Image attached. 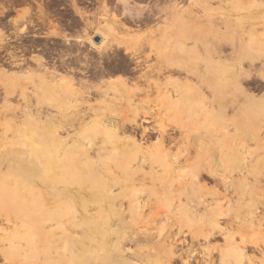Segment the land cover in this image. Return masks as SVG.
<instances>
[{"label":"rangeland","instance_id":"374dc122","mask_svg":"<svg viewBox=\"0 0 264 264\" xmlns=\"http://www.w3.org/2000/svg\"><path fill=\"white\" fill-rule=\"evenodd\" d=\"M89 1L91 10L82 13V5L78 0H65L85 19L84 35L74 36V40L69 41L73 60L76 59L78 64H72L70 67L84 71L79 64L84 62V55L93 67L87 72L90 77L80 72L75 73L76 105H82L84 109L91 107L97 112L111 105L122 117L128 119L138 112H152L159 93L172 91L173 85L168 84L166 75L161 76L156 72L159 58L155 47L146 45L143 46L145 50L141 49V58L138 55L141 70L137 71L138 74L133 70L135 64L131 63L130 57L124 53H117L118 55L113 57L111 53L105 56L93 51L86 40L91 39L101 47L103 36L99 32L100 29H108V39L119 37L113 34V31H118L121 27L137 30L138 37L145 39L149 32L160 28L208 25L209 18L213 19L221 31H225L227 25L220 27L219 24L225 21L231 29H237L239 34L252 30L249 27L250 21L246 18L248 13L255 14L256 19L259 17L264 23V0H170V3L173 1L171 8L168 0ZM27 16H30L27 9L17 11L14 20L18 24L17 29L22 27L24 19L27 20L24 22L26 28H29ZM260 25L256 27L261 28ZM233 33L228 31L226 40L221 42L233 40ZM94 36H100L101 42H95ZM247 36L250 38L245 36L240 43L264 44V33L260 36L252 32L247 33ZM226 50V53H232L231 46H226ZM239 51H236L234 56L243 52L241 48ZM27 62L33 69L37 68L34 61ZM99 62L106 68L105 74L98 80L94 78V70ZM256 64V68L251 70L247 59L243 62L242 69L252 71L251 78L248 79L239 75L237 65H232L230 80L239 77L243 82V89L247 90L250 96L264 101V81L259 77L261 63L257 61ZM46 65L52 71L54 66L47 63ZM4 67L10 70L8 66ZM57 70L71 76L69 70ZM175 78L181 80V76H176L172 81H177ZM83 80L91 81L90 87L80 86ZM157 84L161 86V90L157 89ZM26 89L25 100H18L19 103L13 100L7 104L8 109L0 118V131H5L3 133L11 140L13 148H26L31 145L30 142L35 141L40 147L47 149L51 146L50 132L53 124H48L46 117L54 111L41 100L36 102L39 91L37 88L28 85ZM25 107L28 112L32 111L31 116L35 115L34 119H29L30 114H27ZM234 107V111H242L245 108L242 103L234 104ZM17 114L23 116L21 120L24 123L20 122L22 125L18 124L20 120L14 116ZM37 115L38 120L35 119ZM155 121L158 122L145 126H169L172 122L165 117ZM90 127L76 123L73 127L67 126L69 132L64 130L59 134L63 138L66 151L74 157L75 161L70 159L73 166L79 175H83L81 186H70L67 191L65 184L58 182V172L61 169L55 170L54 159L50 158L52 153L44 159L46 175H42V165L30 158V165H34L35 169L27 170L25 176L29 180L26 184L20 187L16 184L21 194L25 192L22 213L15 222L19 226L18 235H23L24 248L15 253L16 256L11 262L5 261L7 245L0 241V264H187L186 260L190 262L188 264H245V257L254 258L255 264L261 263L262 256L256 251L255 243H264V237L249 227L251 216L247 214V204L264 205V139L257 144L247 141L244 151L249 153V173L244 175L239 169V175L235 174L229 178L231 185L227 188L209 177L203 178L202 185L209 190L213 202L216 203L214 210L207 211L205 206L196 205L192 199L187 201L184 195L181 196V191L174 194L170 190L165 194H155L152 201L145 203L141 209L131 201L129 189L126 187L117 188L111 199L97 196L98 190L94 188L89 171L85 167L87 161L81 162L79 159L87 151L94 156L100 147L104 148L107 144L102 145L98 138L89 143L82 137L81 134ZM49 129L51 130L48 132ZM167 136L169 138H166ZM25 137H28V140L24 139ZM164 137L159 136V133H152L145 147L158 148L163 145L169 148L172 154L180 156L181 132H170ZM101 153L103 164L113 163L114 154L105 149L101 150ZM29 154L33 152L30 151ZM1 161L0 153V163ZM144 171L148 173L149 167ZM13 179L17 181L16 178L0 171V192L3 186H6L4 184L12 185ZM243 182L247 186L246 190H252L251 193L242 192ZM187 195L191 197L192 193ZM198 213H206L203 221L198 218ZM9 226L14 225L12 223Z\"/></svg>","mask_w":264,"mask_h":264},{"label":"bare ground","instance_id":"6f19581e","mask_svg":"<svg viewBox=\"0 0 264 264\" xmlns=\"http://www.w3.org/2000/svg\"><path fill=\"white\" fill-rule=\"evenodd\" d=\"M168 1L171 8L174 0L171 3L170 0ZM246 18L249 19V27L252 30L242 34H239L237 29H231L225 21L219 24L220 27L227 25L225 31H221L213 19L209 18L208 25L160 28L149 32L145 39L138 37L137 30L125 27L113 31V34L119 37L108 39L110 36L108 29L105 31L100 29L99 32L103 36L101 47L100 44H94L91 39H87V43L96 53H103L105 56L111 53L116 57L117 53L122 52L130 57L131 63L135 64L133 70L136 73L141 70L138 55L141 49L145 50L143 46L149 45L158 50L159 65L156 72L161 76H167V82L173 85V90L160 91L152 112H138L131 119L122 117L111 105L105 106L98 112L91 107L84 109L82 105H76L75 73L80 72L85 75L93 68L86 55L85 58L83 57L84 62L79 63L85 70L68 67L71 76L60 73L55 66L52 71L49 70L44 58H33L32 61L37 65V68L33 69L29 62L13 56L14 54L11 57L8 55L10 57L8 60L7 58L4 60V56L1 58L2 51L8 45V35H5V30L0 29V118L5 115L7 104L12 103L13 100L26 99L28 85L39 90L36 102L41 100L54 111L46 117L47 123L54 125L51 126L52 130H48V132L51 130L52 138L51 146L47 149L40 147L35 141L30 142L31 145L26 148L22 146L13 148L11 140L3 133L5 131L2 132L3 129L0 131L2 156L0 171L17 179V181L13 179L12 185L4 184L6 186H3L0 192V241L7 245L5 261L11 262L16 256L15 253L24 248L23 235H18L19 226L15 222L22 213L25 192L21 194L16 184L18 187L26 184L29 180L25 176L27 170L35 169L34 165H30L32 163L30 158H34L42 165V175H46L47 167L43 164L44 159L52 153L50 158L54 159L55 170L61 169L58 172V182L64 183L67 191L70 186L82 185L83 175H79L78 170L73 166L74 157L66 151L63 138L60 137L62 131H70L67 126L73 127L76 123L84 127L91 126L81 134L89 143L98 138L102 145L107 144L104 148L100 147L94 156L87 151L79 159L81 162L87 161L85 167L89 171L94 188L98 190L99 198L111 199L117 188L126 187L129 189L131 201L142 209L143 205L152 201V196L157 193L165 194L170 190L175 194L181 191V196L184 195L187 201L192 199L196 205L205 206L207 211L215 209L216 203L213 202L212 194L202 185L203 178L209 177L215 183L227 188L231 185L229 178L238 174L239 169L244 175L249 173V153L244 151L247 141H254L257 144L264 139V101L250 96L249 92L243 89V82L239 77L230 80L232 65H237L240 70L239 75L246 76V79L251 78L252 71L247 72L242 69L243 62L247 59L251 70L256 68L257 61L261 63L259 77L264 81V44L240 43L243 37L250 38L247 33L254 32L261 36L264 33V23L259 17L256 19L253 13H248ZM258 24H261V28L256 27ZM25 29H18L16 37L25 34L27 30ZM230 30L234 32L233 40L227 43L221 42L226 40L225 35ZM83 44L84 42L81 44L82 47ZM226 46H231V54L226 53L228 52ZM239 48L243 52L239 56H234L236 51L240 52ZM69 61L68 66L77 64L76 59ZM5 65L11 71L5 69ZM102 65L103 63L99 62L94 70V78L98 80L105 74ZM176 76H181V83L176 78L177 81H172ZM90 82L83 80L80 86L87 88ZM156 86L161 90L159 84ZM240 103L245 108L242 111H234V104ZM37 105L39 107V104ZM26 112L30 114L29 119L35 117V115L31 116L32 111ZM17 115H14L20 120H17L19 122L17 123L22 125L23 116ZM38 115L36 120L39 118ZM164 117L172 120L169 126H145L158 122L155 120ZM151 132L159 133L162 137L170 132H181V155L172 154V151L163 145L158 148L145 147L146 142L151 138ZM156 136L159 139L158 135ZM168 136L166 138H169ZM24 139L28 140V137ZM103 149L115 155L112 164H103L101 153ZM85 150L84 147L83 151ZM30 151L34 155L29 154ZM147 166L150 169L148 173L144 171ZM243 183L242 192L251 193L252 190L248 188L246 190L247 186L245 182ZM189 193H192L191 197H188ZM247 209V214L251 216L249 227L264 237V205L247 204ZM205 215L206 213H198L197 216L203 221ZM12 223L14 226H9ZM255 246L257 249L255 250L262 256L260 264H264V243H255ZM245 259V264H255L254 258L245 257ZM185 262L190 263L187 260Z\"/></svg>","mask_w":264,"mask_h":264},{"label":"flooded vegetation","instance_id":"af4514ba","mask_svg":"<svg viewBox=\"0 0 264 264\" xmlns=\"http://www.w3.org/2000/svg\"><path fill=\"white\" fill-rule=\"evenodd\" d=\"M78 2L82 5L80 7L83 10L82 13L91 10L89 0H78ZM23 9H27L30 13V16L26 17L29 19L28 26L30 28H26L24 22L27 20L24 19L23 26L19 29L25 27L27 30L25 34L23 33L17 38L16 32L19 30L16 28L18 24L14 20L17 11ZM0 29L5 30V35H8V45L1 54V58L4 56V60L6 58L7 60L10 59L13 54V56L26 61H32L33 58L40 57L44 58L50 66L66 71L70 67L68 66L70 64L69 60L72 61L74 57L70 51L71 48H69L71 44L68 42L73 41L74 36L84 35L85 19L79 16L75 8L65 0H0ZM95 38L101 39L100 36H94V41ZM105 68V65H103V72ZM99 70L101 71V69Z\"/></svg>","mask_w":264,"mask_h":264},{"label":"water","instance_id":"95a60500","mask_svg":"<svg viewBox=\"0 0 264 264\" xmlns=\"http://www.w3.org/2000/svg\"><path fill=\"white\" fill-rule=\"evenodd\" d=\"M100 41H101V39L95 38V42L99 43Z\"/></svg>","mask_w":264,"mask_h":264}]
</instances>
